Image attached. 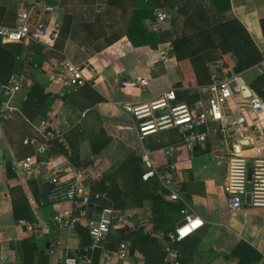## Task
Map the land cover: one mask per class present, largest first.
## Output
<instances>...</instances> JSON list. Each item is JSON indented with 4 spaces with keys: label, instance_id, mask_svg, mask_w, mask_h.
I'll list each match as a JSON object with an SVG mask.
<instances>
[{
    "label": "crops",
    "instance_id": "1",
    "mask_svg": "<svg viewBox=\"0 0 264 264\" xmlns=\"http://www.w3.org/2000/svg\"><path fill=\"white\" fill-rule=\"evenodd\" d=\"M227 1L229 7L222 11L221 18L235 19L262 52L259 18L264 17V0ZM167 2L172 4H165L170 14L167 28L149 30L144 24L148 17L141 21L145 32H155L158 37L150 45L143 42L148 39L144 31L131 25L133 9L146 3L144 0H0V24L12 26L19 13L30 11L31 17L41 19L52 33L47 45L35 41H3L17 49L9 78L16 80L19 90L14 100L17 111L0 120V264L14 261L21 264L27 256L36 264L41 261L64 264L65 257L84 254L89 244L84 218H96L100 206L113 202L115 206L122 205L115 208L128 221L143 219L141 228L154 241L144 243L140 250L131 251L129 247L133 260L163 264L159 235L178 220L175 209L178 202L161 199L164 203L158 209L165 222L154 227L152 203L148 198L140 200L139 196L145 192L160 197V185L154 177L138 179L137 169L141 173L145 169L139 158L142 150L150 151V157L160 164L163 162L160 148L178 142L179 136L175 129H167L139 138L126 106L136 100H150L167 88H173L178 100L185 102L196 94V86L207 83L211 73L223 66L224 60L231 63L213 38L212 45H206L194 55L190 53L196 44L206 41L194 37L192 32L206 21L198 15L201 13L198 8H204L208 16L214 15L211 0ZM128 33L141 43L133 45ZM178 34H185L186 38L181 53L189 54L179 60L171 44V39ZM50 57H64L83 66L88 81L78 87L68 86L60 72L50 66ZM234 76L241 77L249 96H257L264 102V55ZM135 77L147 79L142 92L121 86V81ZM242 102V99L228 102L227 111L236 112ZM39 118L58 129L61 138L44 142L35 131ZM257 118L264 133V111ZM226 131L220 123L211 122L206 139L194 146L189 159L177 162L171 173L172 185L203 222L177 244L179 257L190 264H240L231 255L239 244L243 254L253 250L261 256L259 261L248 264L264 261V209L247 205L248 190L241 197L239 210L230 211L224 203L222 184L227 155L236 139L234 135L226 136ZM94 136L108 138L96 154L89 147ZM31 138L34 142L23 143L24 139ZM257 143L264 144V136ZM30 155L47 160L48 170L25 176L13 167V160L20 161ZM130 155L139 158L137 169L132 162L122 166ZM49 171L57 174L62 186L80 171L81 186L90 194L97 192L106 196L98 200L90 197L81 209L72 210L80 216L73 231L57 229L51 222L54 210L70 209V205L66 200L47 201V195L53 191V183L47 176ZM105 188L111 189L112 202ZM21 219L34 225L30 234L18 225ZM115 228L110 227L102 242L104 248L116 247L112 241ZM26 248L28 254H25ZM99 255L96 249L91 264H98Z\"/></svg>",
    "mask_w": 264,
    "mask_h": 264
},
{
    "label": "built area",
    "instance_id": "2",
    "mask_svg": "<svg viewBox=\"0 0 264 264\" xmlns=\"http://www.w3.org/2000/svg\"><path fill=\"white\" fill-rule=\"evenodd\" d=\"M152 15V19L144 20L149 30L168 27L170 14L166 8L153 7ZM31 16L30 11H23L18 14L14 25L0 24V39L13 42L35 41L47 45V40L52 35L50 29L41 19ZM48 62L60 72L70 87H78L88 81L81 65L71 63L64 57L61 59L50 57ZM146 85L145 77L121 81L123 88H136L139 92L145 90ZM18 90L19 84L14 78L0 82V120L8 118L17 111L14 100ZM195 92L197 97L187 103L177 100L174 89L167 88L150 100L144 102L136 100L126 106L139 138L167 129H175L179 136L178 142L160 148L163 159L160 164L150 157V151L142 150L139 155L141 162L145 165L140 178L146 180L154 177L160 185V198L163 201L178 202L181 205L176 223L170 230L159 235L163 264H190L179 257L177 244L197 230L203 222L180 197L177 188L172 185L171 173L176 169L177 162L189 159L194 146L206 139L208 125L211 122H218L226 127V136H236L227 155L226 176L222 184L226 207L230 211L241 208V197L245 195L246 185L249 182L250 189L246 195L249 207L264 209V144L257 143L258 139L264 136L263 128L258 125L257 118L258 114L264 111V102L254 95L248 97L240 95L236 77L227 75V70L222 65L217 71L211 73L207 83L196 86ZM235 97V101L242 99L243 102L236 112L227 111L228 102L235 103L233 101ZM156 111L164 112L156 115ZM35 131L44 142L61 138V132L44 118L37 120ZM32 142H34L32 138L23 140V143ZM245 150H249L250 153L244 154ZM12 165L23 175L28 176L45 172L48 170L49 162L30 155L20 161L13 160ZM248 170H250L249 180H247ZM74 174L75 178L68 180L64 186L60 185L55 172L49 171L47 175L53 183V191L47 195V201L66 200L70 205V209H56L51 215L52 224L60 230H74L80 216L73 214L72 210L81 209L88 203L90 197L95 200L106 199L104 193L90 194L78 183L80 171ZM17 223L24 227L27 234H30L34 228V225L26 220L21 219ZM83 224L89 238L87 251L82 255L65 257L64 264H91L92 254L96 249L100 252L98 264H142L140 260H133L128 240L119 241L114 249L104 248L102 242L110 227L125 226L130 231L135 227H143V219L128 221L119 209L100 206L96 218H84ZM10 264L19 263L14 261Z\"/></svg>",
    "mask_w": 264,
    "mask_h": 264
},
{
    "label": "trees",
    "instance_id": "3",
    "mask_svg": "<svg viewBox=\"0 0 264 264\" xmlns=\"http://www.w3.org/2000/svg\"><path fill=\"white\" fill-rule=\"evenodd\" d=\"M168 0H147L146 3H143L139 7H135L132 12L131 16V25L133 29H141V31L144 33L146 38L143 42H147L148 44L152 45L153 42H156L158 40V37L156 36L155 32L148 31L145 32L142 27V19L145 17H148L150 19L153 18L152 15V8L153 7H164L171 6L172 4L167 2ZM166 4V5H165ZM223 4V5H222ZM199 6V5H198ZM197 6V7H198ZM200 7V6H199ZM211 7L213 9L214 15L208 16L206 13L207 11L204 8H198L200 9L201 13L198 12V15L202 17L204 21L201 23L202 25L198 27L194 32H192L194 37H197L198 39L203 38V43L196 44L193 49L190 50V53L194 55L196 52H199L200 50H203L206 45H212L213 39L215 40V45L219 48L221 53L226 54L229 56L230 62H226L224 60L223 66L227 70V75H235L236 73H239L243 69H246L258 61L261 60L262 56L264 55V50L261 52L259 51L254 43L252 42L251 38L245 31V29L242 27L241 24H239L235 19L228 18L223 19L221 18L222 11L228 9V1L227 0H211ZM189 17V16H188ZM199 17V18H200ZM187 18V16H186ZM185 18V19H186ZM259 26L261 29V35L264 43V17L259 18ZM130 33V32H129ZM128 33L129 40L133 45H138L141 43V41H136L134 38L130 37ZM213 38V39H211ZM186 38L185 34H178L175 35L171 39L172 44V50L175 58L177 60L182 59L183 57L189 56V54H182L180 51V48L182 46H185ZM18 56L17 49H15L10 44L4 43L0 39V82H5L10 74L14 70V63L15 59ZM209 80V79H208ZM208 82V81H207ZM205 84V83H203ZM201 85V84H200ZM31 89H29L27 96L30 94ZM175 92L176 99L178 100V94ZM197 97L196 94L191 95V97L187 98L185 102H190L194 100ZM108 142L107 137H100V136H94L90 140V151L92 154H96L100 151V149ZM139 161V158H136L132 155L127 157V159L123 162L122 166H126L128 163H133V168L137 169L136 162ZM138 172V179L140 178L141 171L137 169ZM105 193L107 197H109V200H113V195L111 193L110 188H105ZM148 198L150 199L152 203L151 207V214H153L155 226L154 227H160L162 223L165 222V218L162 216V211L158 209V206L160 204L164 203L161 198L158 195H151L148 193H142L139 196V199ZM102 206H111L115 208L118 206L119 208H122V205L116 204V206L111 203L103 204ZM181 207L180 203L176 205V210ZM171 229V228H170ZM169 229V230H170ZM168 231V230H167ZM109 234V232L107 233ZM114 237L112 238V241H115L116 244H118L121 240H128L130 243V250L134 249H142V245L144 243H147L149 241L154 242L150 236L145 233L141 226L135 227L132 230H127L125 226H117L115 228V231L113 233ZM117 246V245H116ZM242 244H239L235 246L232 251L231 255L237 257V262L240 264H248L250 262L259 261L261 256L252 250V252L249 251L248 255L243 254L240 250ZM29 248V247H28ZM26 248L25 251H27L28 254L29 249ZM115 248V247H114ZM113 247L111 249H114ZM97 252V251H96ZM96 261V256L93 258V263ZM45 261H41L38 264H45ZM92 263V262H91ZM21 264H36L30 256L23 257L21 260ZM261 264H264V261H262Z\"/></svg>",
    "mask_w": 264,
    "mask_h": 264
},
{
    "label": "water",
    "instance_id": "4",
    "mask_svg": "<svg viewBox=\"0 0 264 264\" xmlns=\"http://www.w3.org/2000/svg\"><path fill=\"white\" fill-rule=\"evenodd\" d=\"M236 81H237V83H238V87H239V90H240V92H241V94L243 95V96H249V92H248V90L246 89V87L244 86V84H243V80L241 79V77L240 76H237L236 77ZM164 111H156L155 112V114L156 115H160V114H162ZM249 176H250V170H248L247 171V180H249ZM246 200L248 201V198L246 197ZM247 205H248V203H247ZM249 206V205H248Z\"/></svg>",
    "mask_w": 264,
    "mask_h": 264
},
{
    "label": "rangeland",
    "instance_id": "5",
    "mask_svg": "<svg viewBox=\"0 0 264 264\" xmlns=\"http://www.w3.org/2000/svg\"><path fill=\"white\" fill-rule=\"evenodd\" d=\"M246 188H247V190L250 189V184H249V182H247Z\"/></svg>",
    "mask_w": 264,
    "mask_h": 264
}]
</instances>
